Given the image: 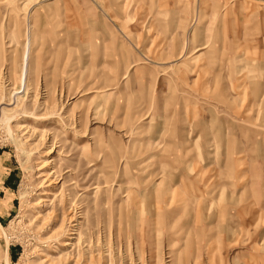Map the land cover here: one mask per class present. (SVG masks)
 Masks as SVG:
<instances>
[{
    "label": "rangeland",
    "instance_id": "1",
    "mask_svg": "<svg viewBox=\"0 0 264 264\" xmlns=\"http://www.w3.org/2000/svg\"><path fill=\"white\" fill-rule=\"evenodd\" d=\"M262 86L264 0H0V264H264Z\"/></svg>",
    "mask_w": 264,
    "mask_h": 264
},
{
    "label": "crops",
    "instance_id": "2",
    "mask_svg": "<svg viewBox=\"0 0 264 264\" xmlns=\"http://www.w3.org/2000/svg\"><path fill=\"white\" fill-rule=\"evenodd\" d=\"M202 48H205V46ZM254 93L256 95H260V99L264 98V86H262L261 88H257L254 91ZM189 169L194 170V168H192L191 166L189 167ZM11 171H12V169H11L10 162L6 158H2V154H1L0 155V193L3 190H5V191L8 190L5 187V184H6V181L9 179ZM199 191H203V188H202V190L196 189V188L192 190V192H199Z\"/></svg>",
    "mask_w": 264,
    "mask_h": 264
},
{
    "label": "bare ground",
    "instance_id": "3",
    "mask_svg": "<svg viewBox=\"0 0 264 264\" xmlns=\"http://www.w3.org/2000/svg\"><path fill=\"white\" fill-rule=\"evenodd\" d=\"M206 48V47H205Z\"/></svg>",
    "mask_w": 264,
    "mask_h": 264
}]
</instances>
